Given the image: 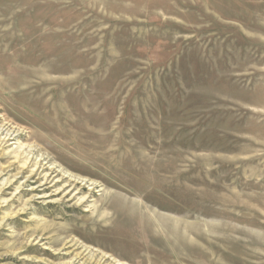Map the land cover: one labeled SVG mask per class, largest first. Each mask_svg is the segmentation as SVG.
Here are the masks:
<instances>
[{
	"label": "rangeland",
	"instance_id": "1",
	"mask_svg": "<svg viewBox=\"0 0 264 264\" xmlns=\"http://www.w3.org/2000/svg\"><path fill=\"white\" fill-rule=\"evenodd\" d=\"M8 131L0 264H264V0H0Z\"/></svg>",
	"mask_w": 264,
	"mask_h": 264
},
{
	"label": "bare ground",
	"instance_id": "2",
	"mask_svg": "<svg viewBox=\"0 0 264 264\" xmlns=\"http://www.w3.org/2000/svg\"><path fill=\"white\" fill-rule=\"evenodd\" d=\"M13 137L14 136H12V134H9V131H8V134H6V135H3V132H0V147H1V144L8 143V142L11 143V141H14L15 138H13ZM15 137H18V136L15 135ZM9 145H12V144H9ZM16 159H18V161L20 162V159H21L20 155H17ZM14 163L16 164V162H13V164ZM45 165L41 164V162L35 163L34 166H33V169L29 172V175L26 177V182H29L32 179H34L33 182H32L34 184L35 183H39L41 181L38 184L37 187L35 186V187H32L30 189V191L32 193H35L37 190H39V188L47 187L45 189H48L51 186V184H52V186H57L59 183H61L63 181L62 180L63 177L57 178L58 174H57V172L55 171L54 168H47V167H45ZM5 168L8 169V166L5 167ZM5 168H3V169H5ZM27 171H28V161L22 167H20V171L17 174H15V175H23ZM45 171H46V173H45ZM43 173H45V174H43ZM47 185H49V187ZM77 185H79V184L77 182H75L74 180L73 181L69 180L67 182V184H65L62 187H60V189L61 188H63V189H67L68 188L66 190V192L64 193L65 196L69 195L70 193H72L74 191V193L70 197L71 200H74L76 198V196L79 195L84 189V187H81L80 185H79V188H77ZM52 186H51V188H52ZM46 197L47 196H40L37 199H43V198H46ZM81 202L82 203H86L84 198L81 200ZM51 203H53V202H51ZM73 257H74V259H71V261L69 263H67V264H105L106 263V258H108L105 255H101L99 260H96L93 263H91L90 259L82 261L83 258H81L80 255H74ZM80 261H82V262H80Z\"/></svg>",
	"mask_w": 264,
	"mask_h": 264
}]
</instances>
